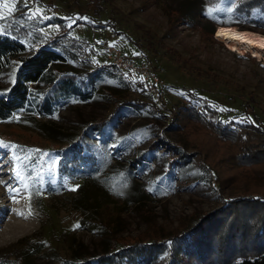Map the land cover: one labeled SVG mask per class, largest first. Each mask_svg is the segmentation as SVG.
<instances>
[{
    "label": "rangeland",
    "instance_id": "obj_1",
    "mask_svg": "<svg viewBox=\"0 0 264 264\" xmlns=\"http://www.w3.org/2000/svg\"><path fill=\"white\" fill-rule=\"evenodd\" d=\"M232 1L210 7L202 0H102L97 9L90 0H0V22L14 19L33 27L92 65L106 62L97 46L104 40L125 56L147 61L158 79L145 90L112 87L111 98L65 100L50 117L32 120L19 111L0 120V264H58L72 250L96 257L115 238L130 241L180 230L220 198L264 196V165L256 173L230 163L232 145L219 142L207 121L179 110L192 101L188 90H195L217 95L222 105L239 102L245 113L264 112V53H239L215 37L218 25L226 24L264 34V25L235 14ZM4 4L14 10L9 14ZM9 76L0 70V88L9 84ZM123 92L170 115L121 104L106 124L109 143L106 150L98 147L99 162L90 167L84 152H68L69 176H59L58 150L67 144L60 138L109 115ZM217 110L227 113L223 120L233 126L245 123L238 111ZM205 163L216 169L221 187L201 169ZM83 177L102 180L107 190L108 201L91 211L72 208L73 189ZM84 214L94 217L93 223H86ZM182 248L175 246L177 256ZM170 252L166 244L147 248V264H164ZM87 264L119 263L98 258Z\"/></svg>",
    "mask_w": 264,
    "mask_h": 264
},
{
    "label": "trees",
    "instance_id": "obj_2",
    "mask_svg": "<svg viewBox=\"0 0 264 264\" xmlns=\"http://www.w3.org/2000/svg\"><path fill=\"white\" fill-rule=\"evenodd\" d=\"M202 1L212 7L222 0ZM89 3L101 9L102 0H90ZM232 10L235 14L250 17L264 25V0H233ZM103 24L115 31L109 20L104 19ZM96 62L97 64L92 65L85 58H75L65 53L47 35L33 27L19 25L14 19L0 22V70H7L10 75L9 84L0 88V120H5L12 113L19 111L27 114L32 120L35 116L50 117L56 112L58 105L68 99L87 102L100 96L111 98L115 92L112 87L127 91L133 88L145 90L157 85L150 86L126 72H119L104 60ZM145 63L151 67L147 61ZM130 76V81L125 79ZM188 92L192 101L184 103L179 110L197 121H207L206 124L219 133V142L232 145L228 149L232 158L230 163L248 167L251 172L257 173L260 170L257 166L264 165V112L258 114L250 108L249 112L245 113V106H241L239 102L230 101L228 105H222V100L216 98L217 95L214 99L200 95L201 92L196 91V94L195 90ZM196 101H201L202 104L198 105ZM121 104L137 108L145 105L149 112L163 117L170 115L161 113L152 104L139 101L123 92L121 100L114 105L109 115L88 122L77 134H66L60 138L67 141V144L58 150L59 176H69L67 166L72 157L66 156L68 152H84L88 155L87 165L90 167L95 161L99 162V148L106 150L109 143L106 124ZM230 108L244 114L245 123L233 126L232 121L223 120L227 113L219 115L217 109L226 111ZM172 119L169 118L170 126L175 124ZM136 160L134 158L132 162ZM191 163L194 162L191 160ZM193 165L197 166L195 163ZM200 165L201 169L211 176L215 185L221 187L222 181L216 169L206 163ZM101 181L81 178V182L74 188L76 196L73 198L72 208L91 211L106 203L107 190ZM84 215L86 223H93L94 217ZM163 244L171 250L163 261L164 264H264V196L246 193L220 198L213 209L196 214L189 222L183 224L180 230L168 235H147L139 239L131 238L130 241L115 238L111 243H107L96 257L91 253L72 250L69 258L61 260L58 264H87L98 258L119 264H147L148 255L145 250L158 248ZM175 246L183 247L181 255H176ZM25 262L23 263L27 264L28 261Z\"/></svg>",
    "mask_w": 264,
    "mask_h": 264
},
{
    "label": "built area",
    "instance_id": "obj_3",
    "mask_svg": "<svg viewBox=\"0 0 264 264\" xmlns=\"http://www.w3.org/2000/svg\"><path fill=\"white\" fill-rule=\"evenodd\" d=\"M97 46L104 51L106 62L119 72H126L150 86L157 84V75L145 62L123 55L119 49L104 40H98Z\"/></svg>",
    "mask_w": 264,
    "mask_h": 264
},
{
    "label": "bare ground",
    "instance_id": "obj_4",
    "mask_svg": "<svg viewBox=\"0 0 264 264\" xmlns=\"http://www.w3.org/2000/svg\"><path fill=\"white\" fill-rule=\"evenodd\" d=\"M215 37L225 41L233 51L239 53L247 49L255 56L264 53V34L234 26L218 25Z\"/></svg>",
    "mask_w": 264,
    "mask_h": 264
},
{
    "label": "snow or ice",
    "instance_id": "obj_5",
    "mask_svg": "<svg viewBox=\"0 0 264 264\" xmlns=\"http://www.w3.org/2000/svg\"><path fill=\"white\" fill-rule=\"evenodd\" d=\"M4 8L8 9L9 14L14 10V6H9L8 4L3 5ZM3 16H0V19H2ZM75 190V189H73Z\"/></svg>",
    "mask_w": 264,
    "mask_h": 264
}]
</instances>
